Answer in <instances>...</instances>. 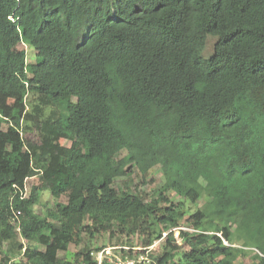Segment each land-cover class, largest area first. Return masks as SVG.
Listing matches in <instances>:
<instances>
[{"label":"trees","instance_id":"1","mask_svg":"<svg viewBox=\"0 0 264 264\" xmlns=\"http://www.w3.org/2000/svg\"><path fill=\"white\" fill-rule=\"evenodd\" d=\"M103 235L264 264V0H0V264H95Z\"/></svg>","mask_w":264,"mask_h":264},{"label":"rangeland","instance_id":"2","mask_svg":"<svg viewBox=\"0 0 264 264\" xmlns=\"http://www.w3.org/2000/svg\"><path fill=\"white\" fill-rule=\"evenodd\" d=\"M202 43H203V52H202V57L204 59L208 58L212 52H213V46L215 43V38L209 37V36H203L202 37ZM19 49H22L25 51L26 57H27V62H32L33 61V51L28 49L27 47L21 45L19 46ZM3 129L5 127L3 126ZM55 143L60 146H65L69 147L70 142L60 140V139H55ZM145 183H142L141 179L139 176L133 175L131 178H121L117 179L114 183L112 188L113 189H121L124 188L125 186H130L134 188L135 190L141 192L143 195L144 194H151L154 190L159 188L163 184L162 176L159 172L158 169L152 170L147 178L144 180ZM29 185H31L30 181L26 183V194L28 193L29 190ZM170 197L173 198V200H176V196L174 194H171ZM49 201L48 204L52 205L54 203L53 200L50 199V197L47 194H42V199L41 201ZM64 200H61L60 202H63ZM174 235L176 238L177 243L179 244V233L178 230L175 229ZM130 243V244H129ZM162 243L161 241H155L153 246L151 247L152 254H154V258L158 256L160 253V247L158 244ZM85 244L89 245V247L92 250H95L96 248H101L105 252V250H110V253L114 256L120 257L121 255V250H124L125 252H128L129 250L132 252L131 255H133V258H138L141 256L140 251L141 248L139 246V242L136 239V237H131L128 241V244L125 243V239H122L120 241L116 240H109L106 235L103 236H95L92 240H87L85 239ZM84 244H82L79 247L75 246H70L69 247V252L73 253L75 251H78ZM186 248V247H183ZM42 250V249H41ZM100 252V251H99ZM99 252H93V256L95 257L97 253ZM249 252V251H248ZM104 254V253H103ZM61 256V254H60ZM150 259L148 258V261H143L142 264H149ZM151 264V263H150ZM235 264H251V260L249 258V255L244 256L243 258H239Z\"/></svg>","mask_w":264,"mask_h":264},{"label":"built area","instance_id":"3","mask_svg":"<svg viewBox=\"0 0 264 264\" xmlns=\"http://www.w3.org/2000/svg\"><path fill=\"white\" fill-rule=\"evenodd\" d=\"M22 197L24 198L26 197V188L24 190ZM16 229L19 232V227L16 226ZM149 249H147L146 251H148ZM146 260L147 258L145 255H141L137 259L122 257V256L120 257L114 256L110 253V250H105V252L102 250L99 253H97L95 256V261H96L95 264H142L143 261Z\"/></svg>","mask_w":264,"mask_h":264},{"label":"clouds","instance_id":"4","mask_svg":"<svg viewBox=\"0 0 264 264\" xmlns=\"http://www.w3.org/2000/svg\"><path fill=\"white\" fill-rule=\"evenodd\" d=\"M26 195H27V194H26ZM225 244H226V243H225ZM151 247H152V246H151ZM151 247H150V249H149V248H148V249H149V250H152V248H151ZM101 251H102V250H101ZM94 259H95V257H94ZM146 261H147V260H146Z\"/></svg>","mask_w":264,"mask_h":264}]
</instances>
